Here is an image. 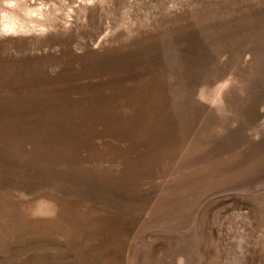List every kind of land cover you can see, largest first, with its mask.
<instances>
[{
	"label": "rangeland",
	"instance_id": "374dc122",
	"mask_svg": "<svg viewBox=\"0 0 264 264\" xmlns=\"http://www.w3.org/2000/svg\"><path fill=\"white\" fill-rule=\"evenodd\" d=\"M0 264H264V0H0Z\"/></svg>",
	"mask_w": 264,
	"mask_h": 264
}]
</instances>
